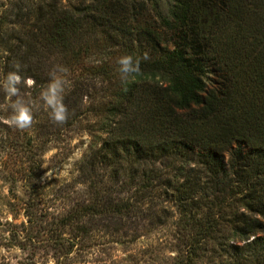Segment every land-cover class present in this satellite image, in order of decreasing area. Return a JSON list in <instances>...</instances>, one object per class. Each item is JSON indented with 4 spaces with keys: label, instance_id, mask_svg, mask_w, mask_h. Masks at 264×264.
<instances>
[{
    "label": "trees",
    "instance_id": "16d2710c",
    "mask_svg": "<svg viewBox=\"0 0 264 264\" xmlns=\"http://www.w3.org/2000/svg\"><path fill=\"white\" fill-rule=\"evenodd\" d=\"M10 3L22 18L5 27L18 46L1 73L43 48L107 82L77 167L94 198L54 225L81 214L161 222L171 204L185 264L203 252L222 253L225 264L264 261V35L242 28L254 31L250 17H264V0H168L166 9L162 0ZM124 55L140 61L139 74L121 79ZM31 143L24 213L37 226L43 150Z\"/></svg>",
    "mask_w": 264,
    "mask_h": 264
},
{
    "label": "rangeland",
    "instance_id": "374dc122",
    "mask_svg": "<svg viewBox=\"0 0 264 264\" xmlns=\"http://www.w3.org/2000/svg\"><path fill=\"white\" fill-rule=\"evenodd\" d=\"M10 1L0 0V24L4 27L0 28V63L11 47L18 46L15 38L8 37L17 35L10 32L12 26L5 29L8 23L22 18L10 13ZM167 1L162 0L164 9ZM251 15L254 31H249V25L244 23L246 35H264L260 10ZM227 30V35H232ZM42 49L17 67L24 80L34 81L31 85L23 82L19 85L24 101L36 105L30 128L22 130L9 123L11 101L0 89V264H185L182 259L186 248L175 225L178 213L171 204L168 205L172 215L166 212L161 222L154 219L150 222L141 216L129 219L81 214L71 225H54L57 217L94 198L93 188L77 179V167L93 141L95 107L106 100L104 94L108 92H105L107 82L101 76H89L76 66H65L70 81L64 97L68 115L63 123L53 121L39 94L47 85L54 65H62L61 57L57 52ZM4 75L0 70V79ZM31 139L43 150L38 155L42 164L35 179L44 207L38 219L41 225L37 226L29 223L24 213L30 202ZM121 196L127 197L128 193ZM224 260L230 258L222 253L203 252L195 264H225ZM250 264H264V261L254 260Z\"/></svg>",
    "mask_w": 264,
    "mask_h": 264
},
{
    "label": "clouds",
    "instance_id": "9594fccd",
    "mask_svg": "<svg viewBox=\"0 0 264 264\" xmlns=\"http://www.w3.org/2000/svg\"><path fill=\"white\" fill-rule=\"evenodd\" d=\"M117 63L121 79H127L130 75L139 74L140 72V61L132 55L121 56ZM68 73L69 69L67 67L54 65L49 72L47 85L42 88L39 94V100L49 110L50 118L57 123L65 122L68 115V109L64 103L66 89L70 87V81L67 78ZM22 82L28 85L34 83L31 79L24 80L18 68L17 70L9 71L0 79V89H3L6 98L11 101L12 115L9 118V123L23 130L32 126L33 110L36 105L33 101L26 103L20 96L19 85ZM13 97H16V99L12 100Z\"/></svg>",
    "mask_w": 264,
    "mask_h": 264
}]
</instances>
